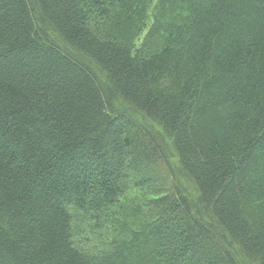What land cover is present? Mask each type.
Here are the masks:
<instances>
[{
  "label": "trees",
  "instance_id": "1",
  "mask_svg": "<svg viewBox=\"0 0 264 264\" xmlns=\"http://www.w3.org/2000/svg\"><path fill=\"white\" fill-rule=\"evenodd\" d=\"M0 264H264V0H0Z\"/></svg>",
  "mask_w": 264,
  "mask_h": 264
},
{
  "label": "rangeland",
  "instance_id": "2",
  "mask_svg": "<svg viewBox=\"0 0 264 264\" xmlns=\"http://www.w3.org/2000/svg\"><path fill=\"white\" fill-rule=\"evenodd\" d=\"M158 171L162 174L163 169ZM141 194L142 192L133 190V187L130 186L125 197L121 200V202L126 204L124 208L130 209L136 201H141ZM107 214H110L108 217L109 221L105 223L98 224V221L83 220L76 224L74 242L80 249L93 253L92 251L106 249L111 244L112 239L116 235L114 231L116 221H112L111 223L114 215L111 212Z\"/></svg>",
  "mask_w": 264,
  "mask_h": 264
}]
</instances>
